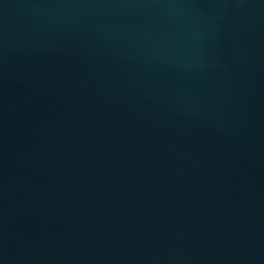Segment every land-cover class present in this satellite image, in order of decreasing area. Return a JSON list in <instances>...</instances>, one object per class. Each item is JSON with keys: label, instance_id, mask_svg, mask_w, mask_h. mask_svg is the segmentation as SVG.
<instances>
[{"label": "water", "instance_id": "95a60500", "mask_svg": "<svg viewBox=\"0 0 264 264\" xmlns=\"http://www.w3.org/2000/svg\"><path fill=\"white\" fill-rule=\"evenodd\" d=\"M0 264H264V0H0Z\"/></svg>", "mask_w": 264, "mask_h": 264}]
</instances>
